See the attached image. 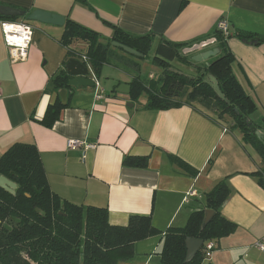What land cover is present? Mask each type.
Segmentation results:
<instances>
[{"label":"crops","instance_id":"crops-1","mask_svg":"<svg viewBox=\"0 0 264 264\" xmlns=\"http://www.w3.org/2000/svg\"><path fill=\"white\" fill-rule=\"evenodd\" d=\"M85 2L87 6L79 0H0V5L24 10L26 15L49 13L63 18V24L70 20L103 40L112 37L110 25L135 36L151 34L146 56L112 51L97 79L101 97H95L94 88L71 86L70 94L66 91L67 107L46 127L42 118L47 106L60 101L50 91V79L68 62V51L81 62L87 44L73 40L65 48L59 42L63 24L21 18L31 25L32 40L26 59L11 62L0 29V156L15 143L33 145L48 186L59 198L76 206L105 208L111 226H126L130 216H148L161 233L184 227L192 213L205 209V194L227 178L230 195L220 214L236 229L206 242L213 248L201 264H264V255L251 249L264 236V188L249 175L264 170V164L231 120H218L199 106L145 109V94L134 102L129 92L118 90L120 85L130 87L136 77L144 83L155 80L156 73L143 76L141 69L152 64L163 42L182 44L180 54L190 64L175 60L169 64L174 68L177 63L182 70L187 66L188 75H196V67L207 66L220 53L215 42L209 43L219 21L226 22L231 35L239 31L264 37V0ZM226 46L234 57L232 72L256 107L249 119L264 139V41L231 36ZM192 47L199 48L183 54ZM194 56H201V62L192 61ZM70 139L91 148L68 150ZM126 156L148 157L147 167L123 166ZM177 161L196 170V175L186 174ZM191 190L195 196L184 202ZM162 241V235H156L136 242L132 259L119 264H161Z\"/></svg>","mask_w":264,"mask_h":264},{"label":"trees","instance_id":"trees-1","mask_svg":"<svg viewBox=\"0 0 264 264\" xmlns=\"http://www.w3.org/2000/svg\"><path fill=\"white\" fill-rule=\"evenodd\" d=\"M79 1L87 6L85 0ZM19 19L0 16V21ZM110 26L112 37L103 40L97 33L66 20L59 40L65 48L73 40L87 44L85 56L97 79L102 67L109 62L112 51L122 52L112 47L113 42L145 57L152 41L151 34L135 36ZM231 36L255 43L264 41V37L239 31L224 38L215 30L213 38L220 53L207 66L196 67L194 76L184 75L169 64L174 60L190 64L180 54L183 45L163 42L152 60L161 69V74L148 83L134 78L130 82L129 97L135 102L145 94L147 102L144 108L149 110L199 106L218 120L230 119L232 127L241 132L243 142L253 147L264 164V139L257 136L259 127L249 119L256 107L232 72L234 57L226 46ZM68 57V61L76 58L70 51ZM133 67L138 71V66ZM207 76L216 80L224 99L205 81ZM68 80L64 63V67L50 79V91L57 94L59 90H66L70 94ZM67 100L61 104L57 98L47 106L42 118L46 127H51L59 119L60 112L67 107ZM177 162L186 174L196 175V170ZM147 164L146 156H126L122 161L123 166L131 168L144 169ZM249 175L264 188V170ZM1 176L13 182L16 189L11 195L0 188V264H119L132 259L136 242L156 235L163 238L159 253L161 264H201L206 242L227 237L236 229V225L220 214L222 204L230 195L227 178L205 194V209L192 213L184 227L161 233L152 226L148 216H130L126 226H111L105 208L76 206L59 198L48 186L38 150L33 145H11L0 156ZM206 209L214 214L200 230ZM187 238L200 239L203 245L186 263Z\"/></svg>","mask_w":264,"mask_h":264},{"label":"water","instance_id":"water-1","mask_svg":"<svg viewBox=\"0 0 264 264\" xmlns=\"http://www.w3.org/2000/svg\"><path fill=\"white\" fill-rule=\"evenodd\" d=\"M0 16L3 17H13V18H24L26 21H34V22H39L41 24H49V25H55V26H61L63 24V18L55 16V15H50L49 13H45L42 11H35L29 15H26V11L20 10V9H15L12 7H8L5 5H0ZM247 42V40H243ZM215 39L212 38L209 43H214ZM248 42H253L255 41H248ZM113 48L120 49L123 53L134 56L137 58H143L144 56L142 54H139L138 52L125 47L123 45H120L118 43L113 42L112 44ZM199 47H192L191 49H185L183 50V54L187 53H192L196 50H198ZM192 61L194 62H201V56H194L192 57ZM65 71L66 73L72 77L71 79L68 80V85L72 86L74 88H94V83L91 79L88 78V70L84 66L83 63L70 59L66 64H65ZM176 72V71H175ZM205 81L210 84V86L215 90L217 95L221 98H223V95L221 94L218 84L216 80L211 77L207 76L205 78ZM119 91L128 93L130 90V87L128 85H120L118 88ZM58 97L60 99L61 104L66 103V90H59L58 91ZM257 136L260 137V133L257 132ZM0 188L3 189L5 192L14 195L15 194V189L16 185L6 179L5 177L1 176L0 177ZM213 211L211 210H204V216L200 225V230H203L205 226L210 222V220L213 217ZM203 241L200 239H194V238H187L185 240V247H186V256H185V262H189L193 259L195 254L199 251V249L202 247Z\"/></svg>","mask_w":264,"mask_h":264},{"label":"built area","instance_id":"built-area-1","mask_svg":"<svg viewBox=\"0 0 264 264\" xmlns=\"http://www.w3.org/2000/svg\"><path fill=\"white\" fill-rule=\"evenodd\" d=\"M0 29L4 45L7 49L9 60L11 62L24 61L26 59L27 51L32 40L33 29L31 25L22 20L0 21ZM216 30L219 31L224 38H227L230 35L225 21H219L216 25ZM80 61L88 70L91 80L94 83L95 97L100 98L102 91L99 87V82L97 78L92 72V68L89 64L88 58L86 56H81ZM78 147H83L84 149L91 148L90 145H85L84 142L78 140L70 139L66 143V148L68 150H74ZM192 196H195L194 190L188 191L185 194L183 201L187 202V199ZM212 248L213 243L205 244L202 251L205 259H208L210 257V251L212 250ZM251 248H254L264 253V236L259 239H256L252 243Z\"/></svg>","mask_w":264,"mask_h":264},{"label":"rangeland","instance_id":"rangeland-1","mask_svg":"<svg viewBox=\"0 0 264 264\" xmlns=\"http://www.w3.org/2000/svg\"><path fill=\"white\" fill-rule=\"evenodd\" d=\"M142 63H144V62H142ZM184 65V64H183ZM173 66H174V70H176V71H178V72H180V73H183L184 75H188L189 73L187 72V70H188V67L187 66H181V67H183V69H185V70H182V69H180L179 67H176V66H178V64L177 63H173ZM186 67V68H185ZM159 67H157V66H155L153 63L152 64H145L144 66H143V68L141 69V73H142V75L143 76H147L148 74H150V73H156L155 74V76H156V78H155V80L159 77L158 75H159V73H158V71H159ZM189 76V75H188ZM251 249H253L254 251H256V253H258V254H260V255H264V253H262V252H260V251H258V250H256V249H254V248H251ZM251 264V263H250Z\"/></svg>","mask_w":264,"mask_h":264}]
</instances>
